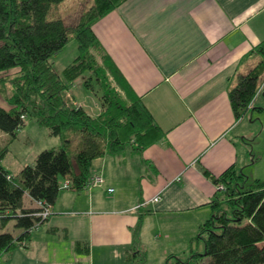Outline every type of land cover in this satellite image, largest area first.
<instances>
[{"label":"crops","instance_id":"obj_1","mask_svg":"<svg viewBox=\"0 0 264 264\" xmlns=\"http://www.w3.org/2000/svg\"><path fill=\"white\" fill-rule=\"evenodd\" d=\"M93 31L122 76L123 99L140 98L162 133L142 152L95 160L89 179L102 186L62 189L71 187L62 179L52 215L25 247L0 250V264L185 263L212 215L210 176L250 164L253 124L236 118L229 92L259 62L251 51L264 41V0H129ZM30 127L41 129L19 134Z\"/></svg>","mask_w":264,"mask_h":264},{"label":"trees","instance_id":"obj_2","mask_svg":"<svg viewBox=\"0 0 264 264\" xmlns=\"http://www.w3.org/2000/svg\"><path fill=\"white\" fill-rule=\"evenodd\" d=\"M64 1L0 0V75L16 71L10 81L15 90L9 99L11 107H0V139L7 135L15 141L19 131L33 119L48 130L50 137L62 141L60 147L42 151L35 163L24 167L16 177L2 166L8 146L0 147L3 252L25 247L34 229L45 223L46 219L38 214L44 207L52 209L62 179L70 181L71 190L82 191L90 181L95 160L126 150L142 152L161 132L140 98L130 95L132 101L123 99L116 87L124 88L122 76L93 31L98 21L129 0H93L74 24H66L57 13ZM72 37L79 55L59 74L52 58ZM251 54L259 57L257 66L249 74L239 75L229 92L238 120L252 108L259 83L264 80V41ZM87 72L91 76L85 81V88L94 91L95 79L103 92L104 112L98 117H92L68 95L70 85ZM4 82L5 77L0 79L1 89ZM210 178L217 186L210 204L212 215L194 240L203 242L205 253L196 252L185 263L171 256L168 262L264 264V182L250 183L243 172L234 168ZM27 198L38 207L27 205ZM10 221H15V227L21 230L17 237L5 232Z\"/></svg>","mask_w":264,"mask_h":264},{"label":"rangeland","instance_id":"obj_3","mask_svg":"<svg viewBox=\"0 0 264 264\" xmlns=\"http://www.w3.org/2000/svg\"><path fill=\"white\" fill-rule=\"evenodd\" d=\"M93 4V0H65L57 13L62 16L66 24H74L79 19L81 14L88 10ZM79 50L76 40L72 37L69 44H67L60 53L52 58L53 66L57 73L61 74L63 70L71 65L78 57ZM16 71H11L8 76L0 75V79L5 77L3 89L0 87V107L10 109L11 105L9 99L14 95V86L10 83L14 78ZM91 76L89 72L82 75L78 80L70 85L68 95L74 98L79 106L92 115H97L102 110L101 97L103 92L100 90L98 83L94 79V91H88L85 88V81ZM264 88L258 92L257 105L252 111H249L244 117L245 124H253L252 136L248 137L250 153V164L242 168V172L249 179V182L260 180L264 182ZM256 98V97H255ZM36 124L35 120H28V125ZM254 137V138H253ZM19 139V140H18ZM62 141L59 138L50 137L46 128L32 129L31 127L21 134L14 141L9 136L3 135L0 139V147L8 146L9 153L4 160V167L9 173L17 176L20 171L29 165L34 164L37 156L44 150L60 147ZM255 158V159H254ZM129 160V159H128ZM130 161V160H129ZM255 161V163H254ZM254 163V164H253ZM11 168V169H10ZM28 199H26V204ZM5 232L11 233L17 237L21 230L15 227V221H10ZM198 244L201 245L197 250ZM189 250V248L187 247ZM194 250L204 254V244L202 241H194ZM190 254V251L187 252Z\"/></svg>","mask_w":264,"mask_h":264},{"label":"built area","instance_id":"obj_4","mask_svg":"<svg viewBox=\"0 0 264 264\" xmlns=\"http://www.w3.org/2000/svg\"><path fill=\"white\" fill-rule=\"evenodd\" d=\"M102 184H103V179L101 177H95L90 179L86 188L98 187V186H102ZM62 189H70V185L65 184L63 185ZM220 189H222V187ZM109 192H113V190H110ZM154 201H157V199H155ZM39 205L42 206L41 203H39ZM44 208H43L44 209L43 212L38 214V216L42 217L43 219H47L52 214V211L48 207H44Z\"/></svg>","mask_w":264,"mask_h":264}]
</instances>
